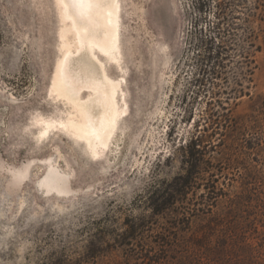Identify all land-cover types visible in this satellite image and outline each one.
<instances>
[{
	"label": "rangeland",
	"instance_id": "374dc122",
	"mask_svg": "<svg viewBox=\"0 0 264 264\" xmlns=\"http://www.w3.org/2000/svg\"><path fill=\"white\" fill-rule=\"evenodd\" d=\"M202 1L127 0L130 113L120 149L108 161L78 152L73 187L100 184L72 198L38 193L41 166L12 196L0 173V264H264V0H226L233 47L211 83L200 74L201 41L217 8L214 0L200 12ZM31 2L0 0V165L57 154L67 168L69 144L36 146L27 132L36 112L54 111L46 91L56 20ZM194 136L204 140L201 179L184 204L155 215L152 199L185 175L182 148ZM132 227L139 235L124 242Z\"/></svg>",
	"mask_w": 264,
	"mask_h": 264
},
{
	"label": "bare ground",
	"instance_id": "6f19581e",
	"mask_svg": "<svg viewBox=\"0 0 264 264\" xmlns=\"http://www.w3.org/2000/svg\"><path fill=\"white\" fill-rule=\"evenodd\" d=\"M31 3L46 6L44 17L50 22L53 13L56 20V28L51 31L54 35L51 52L55 59L46 91L54 111L48 115L36 112L30 118L27 132L35 134L36 146L48 141L62 146L69 144L70 155L66 157L67 168L60 165L57 154H50L30 157L19 168L0 165V173H6L5 188L13 195L33 178V168L41 166L35 179L38 193L46 199L71 198L80 191H91L93 182H99L91 181L84 188L73 187L78 152L92 162L108 161L118 153L127 130L129 65L123 41L128 29L127 0H105L76 8L60 5L57 0H50V7L46 0ZM164 74L163 69L160 77ZM1 124L0 120V130ZM61 145L57 148H63Z\"/></svg>",
	"mask_w": 264,
	"mask_h": 264
},
{
	"label": "trees",
	"instance_id": "16d2710c",
	"mask_svg": "<svg viewBox=\"0 0 264 264\" xmlns=\"http://www.w3.org/2000/svg\"><path fill=\"white\" fill-rule=\"evenodd\" d=\"M214 0H203L200 2L199 10L200 12H204L208 7L206 3H212ZM217 11L214 14L215 21L209 26V37L206 35L207 39L201 41L202 47L206 51V58L202 61V67L200 74L207 77V80L211 83L214 78H218L220 76V69L224 68V61L231 58V50L232 45L229 44V41H232L234 37V32L232 31L231 25L228 26V3L226 0H215ZM259 8L262 9V19H264V4L259 2ZM264 33V31H263ZM257 37L255 32H251L248 40L251 43V48H254V42L251 41L252 38ZM229 38V39H228ZM228 39V40H227ZM260 46H257V49L260 50ZM247 65L251 64L250 55L245 58ZM202 85L203 82L199 81ZM213 94V93H212ZM203 144L204 140L202 137H193L191 142L182 148V151L185 153L184 166H186L185 175H181L177 177L176 182H172L170 187H167L159 192L158 197H153L152 199V209L155 215H161L167 211H170L172 207L177 203L184 204L187 200V197L191 191H194L196 185H198L197 180L201 179L199 177L200 172L204 169L206 164V160H204L203 154ZM208 187L209 193H218L216 191L215 186L206 185ZM212 187V191H211ZM139 230L136 227L130 228L125 234H123L122 238L124 242H129L134 240L139 234ZM150 254H146L145 257L152 260L149 256Z\"/></svg>",
	"mask_w": 264,
	"mask_h": 264
},
{
	"label": "snow or ice",
	"instance_id": "6c2138e0",
	"mask_svg": "<svg viewBox=\"0 0 264 264\" xmlns=\"http://www.w3.org/2000/svg\"><path fill=\"white\" fill-rule=\"evenodd\" d=\"M94 2L103 3V2H105V0H57L58 4H60V5L68 4L72 8H76L78 5L91 4ZM81 18H83L82 13H81Z\"/></svg>",
	"mask_w": 264,
	"mask_h": 264
},
{
	"label": "water",
	"instance_id": "95a60500",
	"mask_svg": "<svg viewBox=\"0 0 264 264\" xmlns=\"http://www.w3.org/2000/svg\"><path fill=\"white\" fill-rule=\"evenodd\" d=\"M93 184H94V187H93V189L91 190V191H95L96 190V188L98 187V185L100 184V182H93ZM42 197H43V195L42 194H40ZM43 198H45V197H43ZM72 198V197H71ZM46 199V198H45Z\"/></svg>",
	"mask_w": 264,
	"mask_h": 264
}]
</instances>
